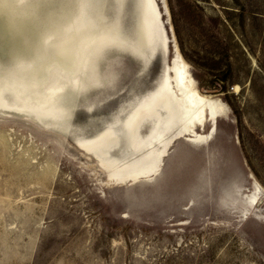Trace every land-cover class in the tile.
Masks as SVG:
<instances>
[{
  "label": "rangeland",
  "instance_id": "1",
  "mask_svg": "<svg viewBox=\"0 0 264 264\" xmlns=\"http://www.w3.org/2000/svg\"><path fill=\"white\" fill-rule=\"evenodd\" d=\"M155 1L174 50L162 38L147 67L110 51L104 86L80 99L69 131L0 110V264H264V0ZM54 4L49 40L91 25L81 0ZM175 57L224 111L210 115L206 141L172 135L159 174L112 180L78 135L101 129Z\"/></svg>",
  "mask_w": 264,
  "mask_h": 264
},
{
  "label": "bare ground",
  "instance_id": "2",
  "mask_svg": "<svg viewBox=\"0 0 264 264\" xmlns=\"http://www.w3.org/2000/svg\"><path fill=\"white\" fill-rule=\"evenodd\" d=\"M109 1L81 0L92 22L89 28L74 34L60 29L68 35L49 40L47 14L55 8L54 0H0V66L8 64V69L0 67V110L67 132L80 99L104 86L100 65L110 51L129 52L149 66L163 38L156 1L130 0L131 27L125 20L129 0H113L111 15L106 10ZM175 58L149 90L124 103L101 129L78 135L77 144L112 180L141 177L154 168L159 174L172 135L206 141L210 115L224 111L195 89L187 64ZM120 145L122 152L115 157L112 150Z\"/></svg>",
  "mask_w": 264,
  "mask_h": 264
},
{
  "label": "water",
  "instance_id": "3",
  "mask_svg": "<svg viewBox=\"0 0 264 264\" xmlns=\"http://www.w3.org/2000/svg\"><path fill=\"white\" fill-rule=\"evenodd\" d=\"M163 44H164V50H165L166 54H167L168 50H170L171 52L174 50V47H172V48L171 47H167V41L164 38H163Z\"/></svg>",
  "mask_w": 264,
  "mask_h": 264
}]
</instances>
